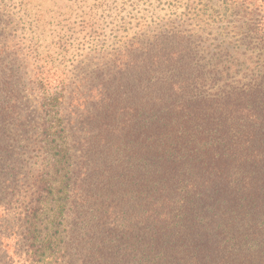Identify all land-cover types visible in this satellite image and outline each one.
<instances>
[{
  "label": "trees",
  "instance_id": "obj_1",
  "mask_svg": "<svg viewBox=\"0 0 264 264\" xmlns=\"http://www.w3.org/2000/svg\"><path fill=\"white\" fill-rule=\"evenodd\" d=\"M146 3L72 88L36 78L26 165L0 102V207L19 165L26 264H264V0Z\"/></svg>",
  "mask_w": 264,
  "mask_h": 264
},
{
  "label": "rangeland",
  "instance_id": "obj_2",
  "mask_svg": "<svg viewBox=\"0 0 264 264\" xmlns=\"http://www.w3.org/2000/svg\"><path fill=\"white\" fill-rule=\"evenodd\" d=\"M130 1L137 4V10L130 9ZM112 2V9L106 11L105 0H0V52L4 53L0 54V87L6 82L5 91L8 92L0 102L7 99L19 105L18 129L13 125L12 134H15L8 142L13 146L14 157L22 160L20 165L32 161L25 147L30 139L36 138L39 123L36 78L48 73L52 85L63 90L72 88L70 84L75 79L88 76L87 73L94 69L86 62L87 56L110 46L103 44V35L109 33L110 26L117 25L115 18L121 9L132 11L134 15L147 9L146 0ZM125 11L120 16H125ZM128 17L130 15H126L125 20L128 21ZM91 19L94 22L92 30ZM18 166L15 177L11 175L14 181L9 184L4 181L5 186L14 187V191L9 188L6 197L2 196L6 205L0 207V264H26L14 215L20 210L22 200L19 198L23 196L16 186L18 191L25 190L24 168L20 170Z\"/></svg>",
  "mask_w": 264,
  "mask_h": 264
}]
</instances>
